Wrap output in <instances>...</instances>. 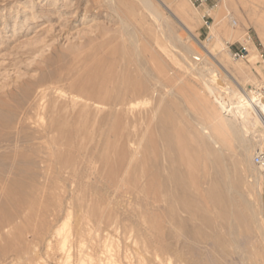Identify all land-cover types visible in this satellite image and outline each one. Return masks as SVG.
<instances>
[{
	"label": "rangeland",
	"instance_id": "obj_1",
	"mask_svg": "<svg viewBox=\"0 0 264 264\" xmlns=\"http://www.w3.org/2000/svg\"><path fill=\"white\" fill-rule=\"evenodd\" d=\"M153 1L173 41L140 0H0V112H28L21 144L9 134L0 149L7 213L4 185L25 195L24 220L0 229V264H264V176L195 70L206 58L239 84L264 83V0H220L209 26L173 0L191 31ZM242 44L249 56L235 60L229 46ZM227 171L239 184L222 219L192 203Z\"/></svg>",
	"mask_w": 264,
	"mask_h": 264
},
{
	"label": "bare ground",
	"instance_id": "obj_2",
	"mask_svg": "<svg viewBox=\"0 0 264 264\" xmlns=\"http://www.w3.org/2000/svg\"><path fill=\"white\" fill-rule=\"evenodd\" d=\"M141 3L143 4V6L145 7V9L149 12V14L155 19V21L158 23L157 26L161 29H163L162 34H163V38L164 39H168L170 41H173L174 38V33L173 31L169 30V21L165 19L162 11H160L158 9V6L155 5L153 0H140ZM160 2L161 5H163V7L168 11V14L172 15L174 18H176L181 24L182 26L185 28L186 30L188 29L189 31H191L189 29V27L183 22V18L180 16L179 12H177L170 3L165 2L164 0H158ZM184 23V24H183ZM169 27V29H168ZM192 33V32H191ZM190 33V34H191ZM189 34V35H190ZM191 36V35H190ZM193 37H195L194 34H192ZM178 38V37H177ZM159 39V38H158ZM175 41V40H174ZM172 43V42H171ZM174 43V42H173ZM172 43V44H173ZM205 48V47H204ZM207 50V49H206ZM249 51V50H248ZM211 52V51H210ZM207 56L211 57L213 54L208 52L206 53ZM249 56V54H248ZM196 59H201L199 56H195ZM213 58V57H212ZM214 60V59H213ZM216 61V60H215ZM206 62L207 59L204 58L203 60V65L201 67H197L195 70H197L199 72V75L202 76V79H204L205 86L208 89V92L210 93V95L213 97V99L215 100L214 102L217 103L221 108H222V112H224V116L231 120L234 121L238 124L239 129L236 130L237 133V138H238V142H239V148L241 149V160H245L247 161V164H249V166L251 167H255L254 171H256V175L254 172V175L256 177H261L264 176V168L258 166L255 162H254V154H255V150L253 152V147H254V143H253V137H257L258 133L262 130V120L260 118V116H258L255 112V110L250 107V106H246L245 104H243V102L241 101V95H240V91H239V83L236 82L235 78L233 76L228 75V76H224L221 71H219L217 68L211 67L209 66ZM219 63V62H218ZM220 65V64H219ZM218 65V66H219ZM222 70L224 69L225 71H227V69L223 68V66L221 67ZM226 74H228L226 72ZM220 79L222 80L225 85H221L218 84L217 80ZM232 79V81L234 82L237 91L235 92L232 87H231V82L230 80ZM37 83H32L29 87L31 90H36L37 88ZM248 86H257V85H252V84H248ZM40 88V87H39ZM224 90L227 91V93H229V98L226 96V94L224 93ZM43 92V91H42ZM211 97V98H212ZM5 105L4 101H0V108H3V106ZM28 112L27 111H15L14 112V117H6L4 116L1 112H0V149L3 147V143L8 140L9 138V134H14L15 136V141L16 143L19 145L21 144V142L23 141V134H22V117L24 115H26ZM214 116V115H212ZM215 117V116H214ZM221 117V116H220ZM218 120V119H217ZM59 123V122H58ZM233 123V122H232ZM55 124V123H54ZM53 122H51L49 125H47L46 129L49 132H53L54 131V126ZM221 126V125H220ZM229 126V125H227ZM203 130L204 133H206L207 135H209V137H211V139L213 140L214 146L217 148H220L222 146L221 142L213 135L215 133H211L207 127L203 126L201 128ZM221 130V129H220ZM226 130V129H225ZM48 132V133H49ZM64 133V132H63ZM50 134V133H49ZM224 135V133H222ZM217 135V134H216ZM220 135V134H219ZM219 138V136H217ZM211 140V141H212ZM237 142V143H238ZM181 145V144H180ZM178 146V145H177ZM221 150V149H220ZM16 153V152H15ZM178 153V152H177ZM20 154V153H19ZM19 154H16V156H19ZM238 154V152H237ZM217 155V154H216ZM4 156V152L0 151V157ZM218 157V156H217ZM197 158V157H196ZM194 159V158H193ZM187 160V159H186ZM185 161V159H184ZM200 161V160H199ZM228 161V160H227ZM195 162V161H194ZM206 162V161H205ZM204 162V163H205ZM103 163V162H102ZM197 163V162H196ZM20 164H21V158H19L16 161V173H18L19 168H20ZM206 165V164H205ZM222 165V164H221ZM197 166V165H196ZM208 166V165H207ZM183 172V171H182ZM206 172V171H205ZM229 172V171H227ZM217 173V171H216ZM19 174V173H18ZM178 174V173H177ZM207 174V173H206ZM116 175V174H115ZM53 176V175H52ZM207 176V175H206ZM209 176V175H208ZM207 176V177H208ZM184 177V176H183ZM205 177V178H207ZM112 178V177H111ZM191 178V177H190ZM197 177H195L196 179ZM255 178V177H254ZM192 179V178H191ZM190 179V180H191ZM194 178L192 180H195ZM253 179V178H252ZM256 179V178H255ZM177 180V179H176ZM180 177H178V182L177 184H179L180 186H178V188H182V189H186L187 186L185 185V183L183 182V180H180ZM1 181V180H0ZM235 181V180H234ZM8 182V181H7ZM16 182V181H15ZM194 182V181H193ZM197 182V181H196ZM203 182V180H202ZM1 183V182H0ZM192 183V182H191ZM194 184V183H193ZM196 184V183H195ZM239 184V181H235L233 182L231 180V176H230V172L227 173V177L225 178L224 176L222 177L219 176L218 179H212L209 182V186L207 187V189L205 190V192L200 193L199 198H196L194 200V202L192 203L195 206H201L202 205V200L203 199H207L210 204L212 205V207L210 208H214L216 210H218L220 217L222 219H225L226 217V212L228 211L229 207L233 204L232 199L234 197H228L227 194L225 193V190L231 192L233 190H238L237 189V185ZM9 185H11V183H9ZM12 186V185H11ZM3 187V185H2ZM13 187V186H12ZM22 184L21 183H17L15 185V187L11 188L8 187V185H4L2 191H1V196L3 197H9L15 194V205L16 206V210H14V212L12 214L7 213L6 209V204L3 201H0V213H6L5 217H0V229L2 227L6 228V223L9 221L11 222L12 219H23L22 217V203L25 200L24 199V193L22 191ZM197 189V188H196ZM1 190V189H0ZM198 190V189H197ZM228 192V193H229ZM238 192V191H236ZM235 192V193H236ZM196 193V192H195ZM233 193V192H232ZM239 193V192H238ZM155 194V193H154ZM241 193H239L240 195ZM230 196H232L231 194H229ZM41 196V195H40ZM180 197V196H179ZM11 199V198H10ZM30 200V199H29ZM31 201V200H30ZM247 201V200H246ZM236 202V200H235ZM34 203V202H33ZM36 204V203H35ZM37 206V205H36ZM203 207V206H202ZM201 207V208H202ZM31 208V207H30ZM43 208V207H42ZM233 208V207H232ZM34 209V208H33ZM31 210V209H30ZM233 210V209H232ZM38 211V210H37ZM25 212V211H24ZM36 212V211H35ZM103 212V211H102ZM252 212V211H251ZM233 213V211H232ZM32 214V213H31ZM254 215V214H253ZM4 216V215H3ZM28 216V215H27ZM26 216V217H27ZM253 217V216H252ZM34 218V217H33ZM239 218V217H238ZM24 220V219H23ZM27 220V219H26ZM35 220V219H34ZM28 221V220H27ZM17 222V221H16ZM23 223V221H21ZM14 223V222H13ZM8 224V223H7ZM11 224V223H10ZM31 224V223H30ZM33 224V223H32ZM6 225V226H5ZM17 225H19V223H17ZM21 225V224H20ZM24 225V224H23ZM26 227V226H25ZM28 227V226H27ZM36 227V226H35ZM2 228V229H5ZM32 228H34V226H32ZM19 229V226H18ZM38 229V228H37ZM21 230V229H20ZM34 230V229H32ZM1 231V230H0ZM19 231V230H18ZM38 231V230H36ZM36 231H34L36 233ZM21 233V231H20ZM25 234V233H24ZM20 235V234H19ZM35 239V238H34ZM14 240V239H13ZM35 248V247H34ZM18 250V249H17ZM16 250V251H17ZM264 250V249H263ZM37 251V250H36ZM18 252V251H17ZM35 253V250L34 252ZM19 254V253H18ZM17 255V254H16ZM20 255V254H19ZM22 258V257H21ZM32 258V257H31ZM21 260V259H20Z\"/></svg>",
	"mask_w": 264,
	"mask_h": 264
},
{
	"label": "built area",
	"instance_id": "obj_3",
	"mask_svg": "<svg viewBox=\"0 0 264 264\" xmlns=\"http://www.w3.org/2000/svg\"><path fill=\"white\" fill-rule=\"evenodd\" d=\"M191 2L197 9L204 11L203 18L205 20V24L209 26L210 20L213 17L212 11L218 6L220 0H191ZM247 46L248 44H242V46L237 50H234L231 48L232 46H229L232 57L235 60H242L246 58L249 54ZM260 57L264 62V53H261ZM239 87L241 101L243 104L252 107L262 120V130L257 135L259 144L255 149L254 162L258 166L264 168V83L261 82L260 85L253 87L239 84Z\"/></svg>",
	"mask_w": 264,
	"mask_h": 264
},
{
	"label": "water",
	"instance_id": "obj_4",
	"mask_svg": "<svg viewBox=\"0 0 264 264\" xmlns=\"http://www.w3.org/2000/svg\"><path fill=\"white\" fill-rule=\"evenodd\" d=\"M217 82H218V84L225 85V83L220 79H218Z\"/></svg>",
	"mask_w": 264,
	"mask_h": 264
},
{
	"label": "crops",
	"instance_id": "obj_5",
	"mask_svg": "<svg viewBox=\"0 0 264 264\" xmlns=\"http://www.w3.org/2000/svg\"><path fill=\"white\" fill-rule=\"evenodd\" d=\"M164 1L167 2V3H170V4L175 3L173 0H164Z\"/></svg>",
	"mask_w": 264,
	"mask_h": 264
}]
</instances>
